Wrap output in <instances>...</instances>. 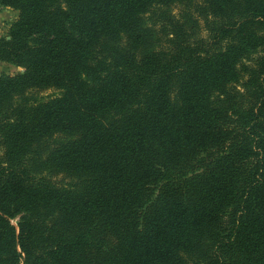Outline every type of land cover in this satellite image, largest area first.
I'll return each instance as SVG.
<instances>
[{"label":"trees","instance_id":"obj_1","mask_svg":"<svg viewBox=\"0 0 264 264\" xmlns=\"http://www.w3.org/2000/svg\"><path fill=\"white\" fill-rule=\"evenodd\" d=\"M0 5V264H264V0Z\"/></svg>","mask_w":264,"mask_h":264},{"label":"rangeland","instance_id":"obj_2","mask_svg":"<svg viewBox=\"0 0 264 264\" xmlns=\"http://www.w3.org/2000/svg\"><path fill=\"white\" fill-rule=\"evenodd\" d=\"M20 11L14 9L10 6H1L0 5V37H6L10 39V30L13 24L19 19ZM207 33L200 29L199 36H207ZM25 71V67L23 65L16 63L12 60H3L0 59V75H17L23 73ZM60 93L59 90L51 88L44 92H41L39 96L43 98H47L52 95H58ZM61 177H56L57 180H60ZM19 222V216H16L11 219V223L14 226H17Z\"/></svg>","mask_w":264,"mask_h":264}]
</instances>
